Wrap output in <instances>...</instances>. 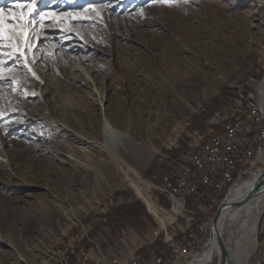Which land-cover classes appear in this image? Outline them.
<instances>
[{
  "label": "rangeland",
  "instance_id": "374dc122",
  "mask_svg": "<svg viewBox=\"0 0 264 264\" xmlns=\"http://www.w3.org/2000/svg\"><path fill=\"white\" fill-rule=\"evenodd\" d=\"M42 1L31 16L54 13L58 26L48 28L53 17H46L44 51L30 57L39 61L33 68L39 79L30 73L25 79L17 66V90H0V264H64L60 254L75 246L68 256L74 263L91 249L85 235L115 252L134 250L135 233L147 226L154 228L151 239L153 217L121 184L115 165L102 164L104 151L91 146L85 155L86 138L103 143L102 120L128 131L138 155L121 148L124 160L153 184V200L168 210L155 186L183 162L192 133H209L217 114L221 126L250 116L249 97L257 102L256 84L264 81V0ZM65 123L76 138L71 148L60 131ZM68 153L74 158H65ZM260 168L264 163L247 167ZM121 207L138 215V224L128 218L121 226L108 224V211ZM188 209L196 223L208 220V213L197 217L194 203ZM180 223L168 230L179 231ZM258 226L248 264L261 257L264 211ZM76 236L83 240L75 244ZM124 236L130 238L121 244ZM161 240L162 233L144 250L159 248Z\"/></svg>",
  "mask_w": 264,
  "mask_h": 264
},
{
  "label": "bare ground",
  "instance_id": "6f19581e",
  "mask_svg": "<svg viewBox=\"0 0 264 264\" xmlns=\"http://www.w3.org/2000/svg\"><path fill=\"white\" fill-rule=\"evenodd\" d=\"M44 1L45 0H43L42 2ZM7 3L8 2L4 3L3 0H0V7H6ZM33 84L35 85V88L39 86L36 83ZM256 88L257 94H259V105L261 111L264 113V81L262 80L261 82H258L256 84ZM249 101L250 107L253 110L251 111L250 116H246L243 121H239V116L235 119L236 122H234L233 124L221 126L219 123V114H217L208 122V128L210 130L209 133L200 134L198 131H194L192 133L194 144L191 146L192 149L188 151L183 157V162L176 167V170L173 168L172 172H170L169 174H163L160 177V185L172 186V190L171 188H161V190H159V192L165 196L167 202H169L170 204V208L168 210L160 208L153 200L150 194L151 189L153 188V184L150 181L144 179L138 172V170L131 167L126 162V160H124V157L121 154V148L125 149L129 154L132 155H136L138 150L137 144H133L134 142L130 138L128 131L115 129L111 125H109L106 120H102V123L100 124V130L103 137V143L99 141L98 137H88L86 139L91 140V142L87 143L89 147H83V150L84 152L85 150H88L85 155H90V147L94 146L95 148L96 146L98 148L97 150L101 149L108 155L107 159L102 160V164L108 166L110 162L115 165L117 172L120 174L121 184L129 189L134 197L144 204L148 214H150L153 217L154 221L159 224V228H156L154 230L152 243L155 242L159 234L162 233V229L168 230V228L174 224L171 223L174 220L171 206L172 196L174 197L173 205H181L183 216H186V223L189 224V230L203 229L205 223H196V220L194 218V211L188 209V204H191L192 201L199 200V193H191L192 185L194 184V177H197L198 175V168L200 163H205L206 160H212V151H214L215 137H222L224 134L225 136L234 135V138H232V145H234V156H237V162H234L233 158H224L222 159L221 166L214 167V171L209 174L210 193L218 194L219 182H221L222 178L224 177V171H231L228 172V183H235L236 175H238V172H244L247 170L248 166L253 165V157H248V153H242V147L244 146V150L246 152L256 151L257 142L260 137V130L251 129L249 131V138L246 143H244V139H242L241 136L245 131H247V127H257V125L260 124L261 114L260 108L258 106V100L256 102L254 97H249ZM225 119H227V117ZM219 125L221 126L220 129L218 127ZM68 128L69 126L67 125V123H65L64 127H61L60 131L64 133L66 143L68 145L67 148H71V142L76 138H72V132H68ZM215 130L217 131L215 132ZM74 134L75 133L73 132V135ZM128 144H130V146ZM133 145L136 147H134ZM201 145H205L204 152H200ZM99 153L101 152L99 151ZM194 154H197V156H193ZM67 155L68 156L65 157L67 159L74 158L71 153H68ZM187 158H189V160H185ZM76 165L78 166L79 164ZM262 173H264V168H260L258 174L256 173L252 179L245 181L241 185L242 189L237 190L234 193V203L243 200V198L251 190L255 178ZM226 189L227 187H219L220 195L226 193L222 202H230V194H227ZM217 201L218 199H214L213 205L216 204ZM204 202H206V200H199L198 203H194L195 209L200 210V212H206V203L204 204ZM263 211L264 192H260L249 199L242 206L226 210L220 215L219 230L222 240L225 224L228 221L231 222V224L229 223V228L226 230L228 235L227 242L225 243V241H223V243L229 253L230 261H232V264H248V261L254 249L257 247L256 244L258 225ZM202 214L207 215V213ZM172 230L176 231L174 228H172ZM85 237L87 243L91 245V249L88 252L79 253L77 260L74 263H70L69 255L70 253H73L75 246H72L71 248L68 247L65 249V252L63 251L60 254L62 255L60 261L62 262L65 258L68 261L65 260L64 264H87L91 263L96 255H100L101 258L111 257V249H105V251H102L100 249V244L96 242V239L88 238L87 235H85ZM75 239V244L79 243L83 240V236L80 238L76 236ZM166 247L168 248V250H170L171 256L167 257L161 254V258H171L174 255V247ZM200 254L201 256L197 259V261L191 264H210L211 261L215 258L217 259L218 263L221 259L220 249L216 242H213ZM40 264L49 263L42 260ZM94 264H108V261H106V259H98L97 263Z\"/></svg>",
  "mask_w": 264,
  "mask_h": 264
},
{
  "label": "built area",
  "instance_id": "2783aa9c",
  "mask_svg": "<svg viewBox=\"0 0 264 264\" xmlns=\"http://www.w3.org/2000/svg\"><path fill=\"white\" fill-rule=\"evenodd\" d=\"M258 95V106L259 105V94ZM261 122L257 127H247V131L242 134V139L244 143L249 138V131L251 129H259L260 137L257 142V148L254 152H246L244 146L242 147V153H248V157H253V165L263 164L264 163V113L261 111ZM232 136L215 137L214 151H212V160H206L205 163H200L198 168V175L194 177V184L192 185L191 193H199V200H206V212H198L197 217H200L201 213H208V220L205 221V226L203 229L189 230V224L186 223V216H183L181 210V205H173V196H172V215L174 217L173 222L171 223H180L178 222L181 219L180 230L179 231H169L162 229V240L160 241V247L157 249H151L149 251L144 250L146 246L152 247L150 245L151 232L154 229L151 226V231L149 232V226L146 227L147 231L141 233H135L137 236V246L134 250L116 251V249H111V257L101 258L100 255H96L94 260L91 263H97L98 259H106L108 264H187L193 260L200 252L204 250V247L209 239L210 233V223L216 208L213 207L214 199H221L222 195L219 194V187H227V194H230V202H234L235 192L238 189H242V184L245 181L252 179L255 174H258V171L250 172V169H247L244 172H238L236 175L235 183H228V172L224 171V177L221 182H219L218 194H211L209 187V174L214 171V167L221 166L222 159L224 158H233L234 162H237V156H234V145H232ZM205 145L200 146V152H204ZM193 156H197L194 154ZM189 160V158L185 159ZM176 170V168H174ZM247 178V179H245ZM161 188H171L172 186L160 185L159 183L155 186L156 191L158 192ZM198 200V201H199ZM198 201H192V203H198ZM177 209V210H175ZM156 228H159V224L154 221ZM151 225V224H150ZM259 231V226H258ZM262 233V230H261ZM258 235V234H257ZM130 237H120L119 242L121 244H126ZM200 245L203 247L196 252ZM261 245L262 251L261 257L258 264L264 263V240L259 244ZM166 246L174 247V255L171 258H161V250L165 249ZM109 249V248H106Z\"/></svg>",
  "mask_w": 264,
  "mask_h": 264
},
{
  "label": "snow or ice",
  "instance_id": "6c2138e0",
  "mask_svg": "<svg viewBox=\"0 0 264 264\" xmlns=\"http://www.w3.org/2000/svg\"><path fill=\"white\" fill-rule=\"evenodd\" d=\"M171 2L172 0H151V3L169 4ZM36 3L37 0H11L7 7H0V90L5 85L11 91L17 90L15 86L20 83L14 74L17 66L23 70L25 79L29 73L39 79L33 71L39 61L30 57L44 51L39 41L46 35L44 32L46 17H53V23L47 25L48 28H55L58 25L55 22L54 13L41 11L37 16H31ZM88 10V8L84 9V11ZM62 23L63 20H61ZM9 61L13 63L9 65ZM0 118H4L3 111H0Z\"/></svg>",
  "mask_w": 264,
  "mask_h": 264
},
{
  "label": "water",
  "instance_id": "95a60500",
  "mask_svg": "<svg viewBox=\"0 0 264 264\" xmlns=\"http://www.w3.org/2000/svg\"><path fill=\"white\" fill-rule=\"evenodd\" d=\"M240 190V189H238ZM260 192H264V173L258 175L255 180L253 181V185L251 187V190L248 192V194L243 198V200H241L240 202H226L223 201L216 213L214 214V216L212 217L211 223H210V233H209V239L204 247L207 248L209 247L213 242H216L219 246L220 249V256L221 259L217 264H230V256L229 253L223 243L221 234H220V230H219V219H220V215L229 209H234V208H238L240 206H242L243 204H245L249 199H251L252 197H254L255 195H257ZM201 253V252H200ZM198 254L193 260H191L189 263L187 264H191L195 261H197V259L201 256V254Z\"/></svg>",
  "mask_w": 264,
  "mask_h": 264
},
{
  "label": "trees",
  "instance_id": "16d2710c",
  "mask_svg": "<svg viewBox=\"0 0 264 264\" xmlns=\"http://www.w3.org/2000/svg\"><path fill=\"white\" fill-rule=\"evenodd\" d=\"M105 218L108 221V224L110 225L112 223L116 226L118 224L121 226L123 225V221L127 218L129 220H133L135 222L134 224H138V215L129 213L126 207H121L119 209L114 210L113 212L111 210L108 211ZM112 218L114 219L113 221H111Z\"/></svg>",
  "mask_w": 264,
  "mask_h": 264
},
{
  "label": "crops",
  "instance_id": "0c3cea01",
  "mask_svg": "<svg viewBox=\"0 0 264 264\" xmlns=\"http://www.w3.org/2000/svg\"><path fill=\"white\" fill-rule=\"evenodd\" d=\"M140 232H143V230L140 231ZM153 235H154V233H153ZM152 240H153V238L150 239V244L152 243ZM263 240H264V239H263ZM261 241H262V240H261ZM154 246H156V245H153L152 247L154 248ZM256 246H257V247L254 249L252 255L256 252V250H257V248H258V244H256ZM156 249H157V248H156ZM161 254H163V255H165V256H167V257L171 256V254H170V250H168L167 247H166L165 249L161 250Z\"/></svg>",
  "mask_w": 264,
  "mask_h": 264
}]
</instances>
